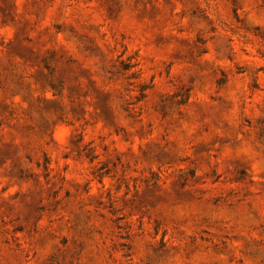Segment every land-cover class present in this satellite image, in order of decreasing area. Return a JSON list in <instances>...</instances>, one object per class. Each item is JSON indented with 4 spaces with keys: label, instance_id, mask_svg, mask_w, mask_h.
<instances>
[{
    "label": "rangeland",
    "instance_id": "rangeland-1",
    "mask_svg": "<svg viewBox=\"0 0 264 264\" xmlns=\"http://www.w3.org/2000/svg\"><path fill=\"white\" fill-rule=\"evenodd\" d=\"M0 264H264V0H0Z\"/></svg>",
    "mask_w": 264,
    "mask_h": 264
},
{
    "label": "trees",
    "instance_id": "trees-1",
    "mask_svg": "<svg viewBox=\"0 0 264 264\" xmlns=\"http://www.w3.org/2000/svg\"><path fill=\"white\" fill-rule=\"evenodd\" d=\"M224 83V81H221V84H223Z\"/></svg>",
    "mask_w": 264,
    "mask_h": 264
}]
</instances>
